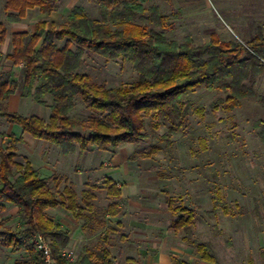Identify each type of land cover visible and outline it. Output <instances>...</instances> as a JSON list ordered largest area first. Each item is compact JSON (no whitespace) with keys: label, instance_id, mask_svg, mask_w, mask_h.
Listing matches in <instances>:
<instances>
[{"label":"trees","instance_id":"1","mask_svg":"<svg viewBox=\"0 0 264 264\" xmlns=\"http://www.w3.org/2000/svg\"><path fill=\"white\" fill-rule=\"evenodd\" d=\"M153 2L100 0L101 19H93L83 7L76 6L67 23L40 20L34 31L11 34L12 50L6 55L0 53V61L24 67L25 96L41 107L48 105L47 97L51 98L50 116L9 111L7 102L19 83L12 78V72L4 71L0 74V123L17 125L23 134L71 156L138 144L147 138V119L156 121L154 130L168 125L163 139L169 141L187 125L189 108L184 99L202 87H218L225 94L220 102L229 111L254 98L264 110V95L255 91L259 78L264 76L262 31L247 42L221 41L216 34L200 45L191 39L170 41L167 36L175 30L180 13H164ZM55 3L56 0H6L5 20L9 25L21 23L29 10L52 12ZM7 24L0 21V46L9 37ZM91 55L132 64L138 80L119 88L94 83L82 73ZM79 101L89 112L87 119L73 117ZM256 125L260 128L258 137L264 142V120ZM0 140V212L6 210L4 204L17 208L21 223L20 228L14 229L6 226L0 216V239L14 253H28V258L15 264H43L32 244L37 234L49 239L58 264H112L106 247L112 242L108 234L100 238V249L86 246L75 260L64 257L71 242L68 231L46 212L64 208L82 222V231L88 237H100L102 231L108 230V219L117 218L125 209L117 182L105 179L106 194L112 200L105 208H99L95 203L98 186L88 182L80 194L67 181L60 188L62 178H45L27 158L18 161L23 136L0 133ZM169 211L176 218L172 230L191 234L196 210L175 206L170 199ZM184 239L201 261L219 263L211 243ZM173 262L192 264L182 258H174Z\"/></svg>","mask_w":264,"mask_h":264},{"label":"rangeland","instance_id":"2","mask_svg":"<svg viewBox=\"0 0 264 264\" xmlns=\"http://www.w3.org/2000/svg\"><path fill=\"white\" fill-rule=\"evenodd\" d=\"M5 2L0 0V21L7 24L3 11ZM153 3L164 13H180L175 30L167 36L170 41L191 39L200 45L216 34L221 41L247 42L259 31L264 33V0H154ZM76 6L83 7L93 19H101L100 0H56L52 12L38 8L29 10L19 28L33 30L40 20L67 23L70 11ZM7 26L10 36L11 25ZM1 65L6 67V61L1 60ZM13 69L21 75L18 67ZM82 73L107 88L129 86L138 80L132 64L97 55L87 58ZM255 91L257 95H264V76L259 78ZM20 92L22 98H28L24 88H20ZM221 98H225V94L218 87L214 90L202 87L192 92L183 101L189 108L187 125L169 141L163 139L168 125L154 130L152 125L156 121L147 119V138L142 142L88 152L80 159L87 175L82 185H73L74 189L81 191L86 180L98 186L96 202L102 208L112 200L107 197L105 179L113 178L122 188V202H148L149 213L141 214L137 206H131L125 208L119 218L131 216L132 219L141 214L148 219L166 220L168 215H154L152 210H159L157 202L172 199L175 206L196 210L197 216L192 233L176 234L171 230V242L188 245L194 251L185 237L195 242H209L218 264H264V142L258 137L260 128L256 125L264 120V110L258 98H254L244 100L239 108L229 111L227 105L220 102ZM46 100L50 105L51 98ZM24 101L26 104L23 103L19 113L50 116L48 105L41 107L32 98ZM80 101L73 117L87 119L89 112ZM55 149L51 150L52 155ZM26 153V147L20 145L19 162H24ZM53 157H57L56 153ZM170 216L175 219L171 213ZM124 218L122 222L127 224L130 219ZM117 219L111 221L110 230L116 237L122 230L115 223ZM8 220L6 226L20 228L16 213ZM25 258H28L27 252L17 254V260Z\"/></svg>","mask_w":264,"mask_h":264},{"label":"crops","instance_id":"3","mask_svg":"<svg viewBox=\"0 0 264 264\" xmlns=\"http://www.w3.org/2000/svg\"><path fill=\"white\" fill-rule=\"evenodd\" d=\"M21 23L11 25L10 36L6 39V42L0 46V53L2 55H6L12 50L11 34L34 31L37 22L35 23L33 30L19 28ZM12 67L14 68L13 63L6 61V67H2V65L0 66V74L4 71H10L13 73L12 78L19 83L18 90L7 102L9 111L19 113L23 108V103L26 104L24 100L29 99L22 98V93L20 92V88H24L25 69L23 66H18L21 72V75L19 76L18 73L13 72L14 69ZM16 126L17 125L2 121L0 123V133L6 134L7 136L11 134H15L19 137L23 136L24 143L21 145L26 147L28 152L25 157L35 169L40 171L43 177L62 178L63 186L66 184V181L68 184L72 185L75 183H81L82 179L86 177V167L84 162H80V159L84 158L88 152L83 154L76 153L71 156H61L60 152L51 146V144L42 141L41 143L36 142L37 139L34 140L31 136L23 134L22 129L20 127L18 129V126ZM38 148L39 150L35 152V149ZM52 149H55L54 154L56 153L57 157H53L54 154L52 155L50 153ZM74 159H76L75 162H73ZM104 166H106V163H104ZM92 169H96V167H92ZM86 183H88V180L83 183L84 185L82 186L81 191L76 190L79 194L84 190ZM95 203L97 205L98 202ZM110 203L111 202H106L105 207ZM4 205L6 206V210L3 211V215L0 216L1 220L6 223L7 221H10L8 219L10 216H13L14 213L18 216V209L8 204ZM131 206H137L141 214H146L150 211L147 209L148 202H124L125 208ZM157 206L159 207V210H152L153 214H160L163 216L168 215V218L166 219L167 221L162 218L148 219L147 216H141V214H138L133 216L132 219L131 216H126L125 218L130 220L127 224H124L122 222L124 217L119 218L118 216L115 223H118L122 228V230L116 233L119 237L110 234V230H112L113 227L112 222L115 218L108 219V230L102 231L99 234L100 237H88L82 231V222L76 221L66 209H49L46 213L49 217L56 220L62 228L68 231L71 240L69 249H72L75 252L76 258L86 246H91L95 250L100 249L103 241H101L100 238L103 239L108 234L112 238V242L110 245L106 244V247L111 253L110 261L112 264H174V258H182L192 264H195V262H203L200 260L196 252L188 245L171 242L173 239L171 225L176 218H173V220L171 219L169 202H157ZM16 261L17 253H14L11 248L6 247L0 239V264H15Z\"/></svg>","mask_w":264,"mask_h":264},{"label":"built area","instance_id":"4","mask_svg":"<svg viewBox=\"0 0 264 264\" xmlns=\"http://www.w3.org/2000/svg\"><path fill=\"white\" fill-rule=\"evenodd\" d=\"M35 250L41 254L43 264H58L57 258L53 254L52 246L49 239L43 234H37L32 240ZM63 256L73 261L76 259L75 252L72 249H66Z\"/></svg>","mask_w":264,"mask_h":264}]
</instances>
